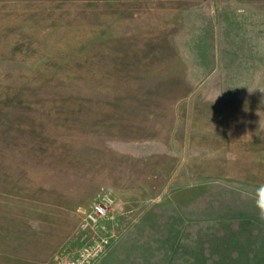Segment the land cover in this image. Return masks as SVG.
<instances>
[{
  "label": "rangeland",
  "instance_id": "374dc122",
  "mask_svg": "<svg viewBox=\"0 0 264 264\" xmlns=\"http://www.w3.org/2000/svg\"><path fill=\"white\" fill-rule=\"evenodd\" d=\"M262 189L264 0H0V264H264Z\"/></svg>",
  "mask_w": 264,
  "mask_h": 264
},
{
  "label": "built area",
  "instance_id": "2783aa9c",
  "mask_svg": "<svg viewBox=\"0 0 264 264\" xmlns=\"http://www.w3.org/2000/svg\"><path fill=\"white\" fill-rule=\"evenodd\" d=\"M113 202V196L111 194H105L94 205L96 215L100 217L108 215ZM109 244V239L103 237L93 245L83 248L75 258L66 260L60 264H93L106 251Z\"/></svg>",
  "mask_w": 264,
  "mask_h": 264
},
{
  "label": "crops",
  "instance_id": "0c3cea01",
  "mask_svg": "<svg viewBox=\"0 0 264 264\" xmlns=\"http://www.w3.org/2000/svg\"><path fill=\"white\" fill-rule=\"evenodd\" d=\"M136 254L139 253L138 248H136ZM134 253V254H135ZM115 254H118V250L116 247L114 248H110V250L106 253V255L97 263V264H160L158 262H153V261H129L128 257H125L123 259V257H117L115 256ZM179 253L174 252L173 253V257L172 260H170L169 262H167L166 264H206L202 262V253L198 256V255H192L191 253H187V252H182L181 257L183 258V260H179L176 261L174 260L176 258V256ZM128 258V259H127ZM195 259V260H193ZM218 263V262H217ZM215 262V264H217ZM232 264V263H231Z\"/></svg>",
  "mask_w": 264,
  "mask_h": 264
},
{
  "label": "clouds",
  "instance_id": "9594fccd",
  "mask_svg": "<svg viewBox=\"0 0 264 264\" xmlns=\"http://www.w3.org/2000/svg\"><path fill=\"white\" fill-rule=\"evenodd\" d=\"M262 190H264V189H262ZM261 214L264 215V209H261Z\"/></svg>",
  "mask_w": 264,
  "mask_h": 264
}]
</instances>
